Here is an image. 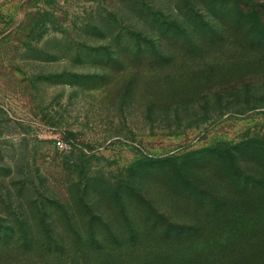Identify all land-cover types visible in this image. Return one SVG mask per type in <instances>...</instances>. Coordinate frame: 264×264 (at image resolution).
<instances>
[{
	"label": "rangeland",
	"instance_id": "1",
	"mask_svg": "<svg viewBox=\"0 0 264 264\" xmlns=\"http://www.w3.org/2000/svg\"><path fill=\"white\" fill-rule=\"evenodd\" d=\"M222 2L0 0V264H165L178 245L251 246L261 217L190 233L194 205L175 200L176 158L197 153L192 183L218 191L203 150L244 167L256 151L234 148L264 143V44L252 42L264 0L241 2L261 18L242 23L248 41L215 16H237Z\"/></svg>",
	"mask_w": 264,
	"mask_h": 264
},
{
	"label": "trees",
	"instance_id": "2",
	"mask_svg": "<svg viewBox=\"0 0 264 264\" xmlns=\"http://www.w3.org/2000/svg\"><path fill=\"white\" fill-rule=\"evenodd\" d=\"M228 0H223L221 5H227ZM238 3L236 6V15L231 18L224 14V9L215 13L217 17L226 16L233 20V24L239 30L251 23L252 17H258V11L256 14L244 11L241 7L242 0H236ZM246 12V13H245ZM261 19V18H260ZM248 24L243 25L242 23ZM260 22V20H259ZM185 23L188 20L185 19ZM258 35L252 39V42H260L264 44V27L258 26ZM246 31V30H245ZM248 41L250 38L249 31H246L244 35ZM196 39H183L179 42L183 47L188 48L193 46V42ZM207 40V39H205ZM200 44V40H199ZM248 44V42H247ZM236 152L248 154L249 152L256 151L255 157L257 159L249 160L243 167L235 159H231L230 152L222 151L221 148H206L203 151V155L199 157L200 161L205 162L206 173L212 177H216L219 181V190H205L199 189L192 183L191 173L189 172L188 163L195 157L194 154H188V156L176 158L182 161L181 166H176L177 179L180 181L181 190L177 191L175 200L187 199L192 202L195 210L196 221H198L195 228L189 229L190 233L201 232V224L207 222L211 227L229 225L232 221H237L240 218L246 217L248 222L253 223L258 217L264 219V143L253 144L246 143L240 144L235 147ZM202 154L201 152H198ZM259 158V159H258ZM173 157H167L163 159V163L170 165L176 161ZM253 167L256 171L248 169ZM247 168V169H246ZM207 206V207H206ZM205 210V211H204ZM240 217V218H239ZM264 221V220H263ZM262 221V222H263ZM254 224V223H253ZM263 230L261 227L257 233L249 237L247 243H252L250 247L243 248L244 244L235 249L226 250L225 248L213 250L209 248H203L196 250L193 248L187 249L189 253L184 255H176V251H181V245L178 248L170 247L167 249L168 256L165 260V264H264V223ZM157 227V226H155ZM167 232V231H166ZM165 232V233H166ZM169 231L165 234L168 235ZM181 238L176 237L175 241H180ZM163 249V248H161ZM172 250H174L172 252ZM165 254V253H163ZM181 258V259H180ZM217 258V259H213ZM259 258V259H258Z\"/></svg>",
	"mask_w": 264,
	"mask_h": 264
}]
</instances>
